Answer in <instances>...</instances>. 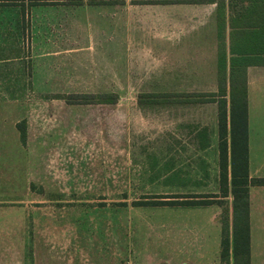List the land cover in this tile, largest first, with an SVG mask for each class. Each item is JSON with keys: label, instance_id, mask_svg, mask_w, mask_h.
Instances as JSON below:
<instances>
[{"label": "rangeland", "instance_id": "374dc122", "mask_svg": "<svg viewBox=\"0 0 264 264\" xmlns=\"http://www.w3.org/2000/svg\"><path fill=\"white\" fill-rule=\"evenodd\" d=\"M74 1L0 0V264H223L232 196L201 209L134 206L220 193L215 153L206 167L187 164L201 131L215 136L218 106L139 99L214 91L221 21L227 45L230 24L249 26L260 10ZM111 93L114 105L53 99ZM252 233L251 264H264V218Z\"/></svg>", "mask_w": 264, "mask_h": 264}, {"label": "trees", "instance_id": "16d2710c", "mask_svg": "<svg viewBox=\"0 0 264 264\" xmlns=\"http://www.w3.org/2000/svg\"><path fill=\"white\" fill-rule=\"evenodd\" d=\"M109 0H91L89 5H116ZM216 0H140L134 5H210ZM251 5L248 7L252 14L260 10L258 17H252V24L243 28L233 27L230 24V54H231V87L227 92V45H226V20L221 21V45L218 55V70L220 85L217 93L207 94H147L140 97L141 104L149 105H174L184 104L192 99H197V104L216 103L218 106V152H219V187L218 195H199L191 197H160L169 201H140L135 202L137 207L182 206L186 208L222 206L225 200L233 197V231L232 241L229 235V219H223V234L221 240V261L223 264L230 262L231 253L233 264H251V237H250V205L249 188L264 186V178L253 179L249 174L248 162V112L246 82L235 78L236 71L243 72L251 64H264V0H246ZM74 4L80 5L83 0H76ZM37 6V5H35ZM261 11L263 12L261 14ZM27 11L23 10L24 17ZM223 29V30H222ZM236 35V36H235ZM182 101H174L173 99ZM53 99L64 100L68 104H93L89 100H96L97 104H111L118 102L115 93L110 95H58ZM21 141L26 145L27 130L25 123L19 125ZM182 201H175L177 199ZM125 206V204L118 205Z\"/></svg>", "mask_w": 264, "mask_h": 264}, {"label": "crops", "instance_id": "0c3cea01", "mask_svg": "<svg viewBox=\"0 0 264 264\" xmlns=\"http://www.w3.org/2000/svg\"><path fill=\"white\" fill-rule=\"evenodd\" d=\"M103 7H111V4L102 5ZM163 6V5H162ZM170 6V5H165ZM37 8V7H36ZM111 15V14H110ZM109 15L108 18L111 16ZM29 28H35V22L27 21ZM48 25V24H47ZM111 39V37H110ZM108 39V43L111 40ZM227 92H228V109L229 105V92L231 87V54H230V39L227 44ZM218 63V59H217ZM216 89L210 93H217L219 90L220 79L218 65L216 66ZM236 82L242 78V81L246 82V94H247V112H248V162H249V174L253 179L264 178V64H251L245 68V71L235 73ZM31 80H36L35 77H31ZM109 82V80H105ZM43 84V83H40ZM43 85H47L46 83ZM43 91H50L51 89H37ZM66 91H79L81 88H66ZM91 91H111V88H94L89 89ZM215 104L216 103H210ZM218 112V108H217ZM218 116V114H217ZM202 135H199L201 145L194 149V153L200 156L197 160L193 157V160L188 158L187 164H195L208 166L209 161L206 157L211 153H215V162L219 165V152H218V117L215 125V136L206 128L201 131ZM215 141V143H214ZM189 151V149H188ZM188 154V153H187ZM190 154V153H189ZM249 205H250V224L251 234L253 229L257 225H260V219L264 218V186H252L249 188ZM212 207V206H209ZM209 207H195L209 208ZM219 226V225H218ZM220 230L221 227L219 226ZM257 234V233H256ZM221 253V251H220Z\"/></svg>", "mask_w": 264, "mask_h": 264}]
</instances>
